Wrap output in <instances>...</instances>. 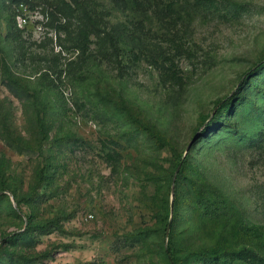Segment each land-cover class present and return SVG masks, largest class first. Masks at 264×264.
Masks as SVG:
<instances>
[{
	"label": "rangeland",
	"instance_id": "1",
	"mask_svg": "<svg viewBox=\"0 0 264 264\" xmlns=\"http://www.w3.org/2000/svg\"><path fill=\"white\" fill-rule=\"evenodd\" d=\"M261 61L264 0H0V264H264Z\"/></svg>",
	"mask_w": 264,
	"mask_h": 264
},
{
	"label": "trees",
	"instance_id": "2",
	"mask_svg": "<svg viewBox=\"0 0 264 264\" xmlns=\"http://www.w3.org/2000/svg\"><path fill=\"white\" fill-rule=\"evenodd\" d=\"M96 30H97L99 33L102 32V29H101V28H97ZM104 32H105V31H104ZM108 37H111V35L108 34ZM263 62H264V61H261V63H260L258 66L263 65V64H264ZM207 203H208V202H206V204H205V206H204V212H205V215H206V216H209V217H212V216L215 214V209H213L212 207L207 206ZM217 253H218V251H216V250H211V251H208V252H207L206 256H208V257H214V256L217 255ZM167 254H168L169 258L171 259V262L173 263V259H172V257H171V252H170L169 250H167Z\"/></svg>",
	"mask_w": 264,
	"mask_h": 264
}]
</instances>
